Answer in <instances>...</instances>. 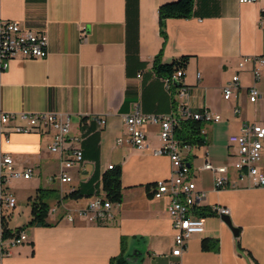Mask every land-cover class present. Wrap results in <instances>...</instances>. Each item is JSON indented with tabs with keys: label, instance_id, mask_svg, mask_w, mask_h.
<instances>
[{
	"label": "crops",
	"instance_id": "0c3cea01",
	"mask_svg": "<svg viewBox=\"0 0 264 264\" xmlns=\"http://www.w3.org/2000/svg\"><path fill=\"white\" fill-rule=\"evenodd\" d=\"M172 1L0 0V20H15L22 29L45 33L48 40L44 58L15 57L0 70V114H69L70 133L82 136L83 151V161L68 170L71 182L61 183L49 180L62 168L60 157L48 149L50 132H15L12 125L23 123L18 118L0 131V162L8 155L15 170L30 172L28 178L0 181V230L4 193L14 195V209L19 203L10 187L13 179L25 182L28 198L39 193L49 205L47 224L24 226L26 241L10 246L0 264H167L173 244L169 198L153 197L151 188L156 180L167 178L171 168L167 155L150 151L161 145L159 126H142L144 149L127 142L116 145L115 140L125 134L124 115L136 107L166 114L176 112L180 104L220 115L218 121L204 122V145L180 151L196 189L205 192L201 206L228 207L239 229L234 236L220 216L205 215L204 231L187 239L180 263L264 264V186L253 188L247 178H238L233 167L237 147L228 141L244 122L264 126V65L256 81L254 62L239 67L244 57H264V0H193L190 16L160 22L159 6ZM183 55L189 58L181 80L186 95L181 98L174 82L165 88L152 62L155 56L168 63ZM236 73L238 87L224 99L222 87ZM251 85L260 92L255 102L248 98ZM205 159L215 171L198 169ZM109 164L120 168L122 194L112 208L113 219L67 222L64 208L84 206L92 195H63L86 182L97 187ZM257 165L264 173V147ZM219 175L229 184L215 191ZM53 206L55 211L50 210ZM30 216L29 205L24 224ZM5 225L14 231L6 219Z\"/></svg>",
	"mask_w": 264,
	"mask_h": 264
},
{
	"label": "built area",
	"instance_id": "2783aa9c",
	"mask_svg": "<svg viewBox=\"0 0 264 264\" xmlns=\"http://www.w3.org/2000/svg\"><path fill=\"white\" fill-rule=\"evenodd\" d=\"M256 0H238L240 3L255 2ZM48 40L45 33L33 32L22 29L17 21L1 19L0 20V70L8 66L10 59L21 58H44L47 54ZM252 61L255 63L252 69L253 79L256 81L261 76V66L264 65V57L247 56L239 62L242 68L244 63ZM199 77V74H197ZM164 86L169 89L172 82L181 81V72L177 71L170 77H165ZM238 74H234L231 80L222 87L224 99H229L234 90L238 87ZM248 98L255 102L260 96V92L255 85L248 88ZM178 97L183 98L186 90L182 86L177 90ZM235 112L239 109L235 108ZM18 118L23 121L22 124L12 125L15 132H35L38 134L44 132L51 133V143L48 149L51 153L57 154L62 161V168L57 174H51L49 180L57 179L61 183H69L72 178L68 170L74 165L83 161V151L81 148V135H72L70 133L71 117L66 113L59 112H8L0 114V131L12 119ZM180 118H190L203 122L218 121L220 115L207 109L192 110L186 105L180 104L176 112L166 114L144 113L139 108L125 114L123 123L125 134L116 138L115 144L122 145L127 142L137 149L147 147L145 142V133L142 126L147 123H157L159 126L158 136L161 145L152 148L150 151L154 155H167L170 159V174L167 178L156 180L151 184L152 195L155 198H169L167 204V214L170 225L173 230V244L168 255L167 264H181L179 258L182 255L188 238L195 234H201L204 231L205 216L196 214L197 208L201 207V202L205 198V192L196 189L195 183L191 178V168L183 160L179 142L173 136V130L176 122ZM99 123L104 120L96 118ZM230 144L236 145L237 151L233 163L237 171L238 178H247L250 187L259 188L264 186V173L258 169V161L262 156L264 147V126L257 123L244 122L239 131L229 135ZM184 147V146H183ZM113 168L112 164L108 169ZM198 169L215 171V167L205 159L202 166ZM22 176L28 178L30 172H20L13 168L12 159L8 155H3L0 162V181L7 182L10 178ZM228 179L219 175L214 179L213 189L220 190L228 185ZM235 187V184H231ZM3 205L6 209H12L15 205V197L10 192H5L2 197ZM118 202L109 201L102 194H95L90 197L84 206L74 209L64 208L63 216L69 223H75L77 218H81L90 223H107L113 219L112 208ZM211 213L221 216L229 215L230 209L219 203L211 204L209 207ZM56 210V206L50 208ZM27 233L24 229L13 236L4 238L0 230V257L9 252V247L25 242Z\"/></svg>",
	"mask_w": 264,
	"mask_h": 264
},
{
	"label": "trees",
	"instance_id": "16d2710c",
	"mask_svg": "<svg viewBox=\"0 0 264 264\" xmlns=\"http://www.w3.org/2000/svg\"><path fill=\"white\" fill-rule=\"evenodd\" d=\"M193 12V0H176L172 2H166L159 6L158 15L160 22L170 17H188ZM188 56L183 55L173 59L171 62H161L158 56H155L152 62V68L161 77H170L177 71L181 72V80L184 75V70L188 63ZM203 121L194 120L190 118H180L173 130L174 138L179 142L181 147L183 146H195L199 147L206 143V139L202 134ZM41 191L38 189L37 192ZM102 194L109 201L116 203L121 200V183H120V168L114 166L111 169H107L101 179V183L97 187L89 182L77 188H72L63 195V199H80L83 197H90L91 195ZM31 216L28 222L20 227H16L14 231L8 229L5 225V215L2 214V236L4 238L13 236L26 225H45L47 224L46 217L48 214L49 205L38 194L33 197H29ZM211 211L208 207H199L196 210V214L205 216L210 214ZM206 244L204 243V246Z\"/></svg>",
	"mask_w": 264,
	"mask_h": 264
},
{
	"label": "rangeland",
	"instance_id": "374dc122",
	"mask_svg": "<svg viewBox=\"0 0 264 264\" xmlns=\"http://www.w3.org/2000/svg\"><path fill=\"white\" fill-rule=\"evenodd\" d=\"M24 183L25 182L22 179L17 178V179H13L10 184L11 189H13L16 195H18L19 197V203H17L15 209L13 208L14 210L5 209L6 220L13 230L15 229V226L16 227L21 226L22 224L25 223L24 221L26 217V212H29L30 201H28L29 198H28V194H26L27 189ZM27 201L29 202V205L26 204ZM18 204L20 205L18 206Z\"/></svg>",
	"mask_w": 264,
	"mask_h": 264
},
{
	"label": "water",
	"instance_id": "95a60500",
	"mask_svg": "<svg viewBox=\"0 0 264 264\" xmlns=\"http://www.w3.org/2000/svg\"><path fill=\"white\" fill-rule=\"evenodd\" d=\"M174 85L176 86V87H182L183 86V84H182V82L181 81H175L174 82ZM220 218L228 225V227L231 229V231L233 232V234H234V236H237L238 235V231H239V229H238V227L237 226H235V225H233V223H232V221H231V219H230V217H229V215H221L220 216ZM140 253V252H139ZM139 253H132L133 255H138Z\"/></svg>",
	"mask_w": 264,
	"mask_h": 264
}]
</instances>
